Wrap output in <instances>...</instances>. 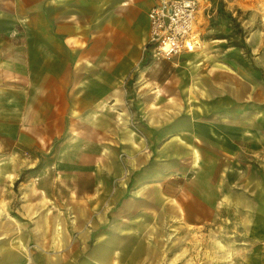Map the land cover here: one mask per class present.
<instances>
[{"label": "rangeland", "instance_id": "1", "mask_svg": "<svg viewBox=\"0 0 264 264\" xmlns=\"http://www.w3.org/2000/svg\"><path fill=\"white\" fill-rule=\"evenodd\" d=\"M46 1L0 0V264H87L110 236L240 264L264 218V47L245 42L264 0L158 58L155 0Z\"/></svg>", "mask_w": 264, "mask_h": 264}, {"label": "crops", "instance_id": "2", "mask_svg": "<svg viewBox=\"0 0 264 264\" xmlns=\"http://www.w3.org/2000/svg\"><path fill=\"white\" fill-rule=\"evenodd\" d=\"M213 6L211 9V18L207 19L206 17H202L200 20L197 31L200 34L201 32L208 30L210 27V24L216 21V17L218 15V12L221 11L220 9H231L233 7H241V5L245 2V0H208ZM63 4L65 5L67 1L62 2V0H57V4ZM154 2H152L149 6V8L153 5ZM246 3V2H245ZM46 4H50V0L46 1ZM248 4V3H247ZM147 9V12L149 10ZM147 12H146V19H147V34H146V41L148 36V18H147ZM75 16H69V17H62L60 19L63 20H73ZM51 18V17H50ZM59 19V17L57 18ZM251 22V19L249 20V23ZM262 30H252L250 29L248 31L247 37H245V42L248 47H251L254 50V47H264V42L261 43L260 46H258L260 42V38L262 35ZM62 37V46L65 47V44L71 45L74 41L78 40V37L80 36L75 28L74 22L69 24L64 29L63 32H61ZM36 48V47H34ZM41 48V47H40ZM254 227V239H255V246L252 248V250L246 255V257L241 261L240 264H264V218H259L256 222ZM114 247H117L119 251L116 255V262H110V253ZM145 250V256L142 259L140 254V249L136 250L135 252H132L129 257L126 255V251L124 248V243L121 242L117 237L110 236L107 239H104L101 243L97 244L89 253V259L90 262L87 264H92L94 261L95 264H162V260L164 257L162 256L163 252L166 251L168 254L173 255L175 250L173 247L169 248H162L159 245H155V247H152V249L149 250V246L147 248L144 247ZM147 253V254H146ZM7 260H11L12 257L8 256L6 258ZM142 259V260H141ZM170 259V258H169ZM164 261V260H163ZM169 264L171 263V260L169 261Z\"/></svg>", "mask_w": 264, "mask_h": 264}, {"label": "built area", "instance_id": "3", "mask_svg": "<svg viewBox=\"0 0 264 264\" xmlns=\"http://www.w3.org/2000/svg\"><path fill=\"white\" fill-rule=\"evenodd\" d=\"M208 0H155L147 12L146 48L152 57H169L198 45V24L211 18Z\"/></svg>", "mask_w": 264, "mask_h": 264}]
</instances>
